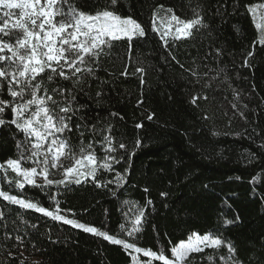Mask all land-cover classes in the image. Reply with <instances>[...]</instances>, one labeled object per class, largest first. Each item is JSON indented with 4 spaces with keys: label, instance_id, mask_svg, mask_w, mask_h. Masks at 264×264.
Returning <instances> with one entry per match:
<instances>
[{
    "label": "trees",
    "instance_id": "1",
    "mask_svg": "<svg viewBox=\"0 0 264 264\" xmlns=\"http://www.w3.org/2000/svg\"><path fill=\"white\" fill-rule=\"evenodd\" d=\"M105 2L75 0L78 8L90 13ZM260 2L264 0H191L192 6H202L209 27L198 33L196 40L176 42L172 52L184 65L181 68L152 32L151 15L157 5L163 4L181 18H191L189 0H121L117 11L132 14L146 28L147 35L133 42L131 59L126 53L127 42H117L112 57L120 53L122 60L105 57L104 67L96 72L99 79L87 78L83 91L77 93L82 107L73 118V132L68 136L71 144L78 146L81 137L75 130L77 123L89 128L111 124L115 140L124 142L127 148L116 153L124 158L114 165L115 171H102L98 178L111 180L115 172L127 168V182L120 188L115 184L106 188L91 183L72 185L71 190L57 197L61 209H72L81 222L133 242L119 231L118 225L125 221L123 213L131 215L133 205L144 206L151 199L143 231L135 241L138 246L154 251L163 246L170 256L169 240L176 244L192 231L204 234L220 229L235 243L244 264H264V45L259 43V30L245 7ZM216 49H220V55ZM249 52L253 53L251 57ZM193 58L200 65L199 83L185 71L194 66ZM125 65L127 76L121 75ZM136 67L145 69L143 84L141 74H132ZM209 69L213 71L204 77L202 74ZM217 72L220 76L205 88ZM56 84L71 87L70 81L58 79ZM101 88L102 96L95 97ZM234 90L239 100L234 99ZM197 95L201 98L194 104L192 99ZM204 95L207 100L202 98ZM0 98L11 99L6 88ZM206 115L210 119H204ZM3 118L12 119L10 108ZM137 124L142 127L137 128ZM214 131L219 134L214 135ZM23 139V133L14 125L0 126V163L17 157L16 141ZM92 139V134L85 131L83 142ZM137 139L141 141L139 148L134 146ZM96 154L103 156L99 146ZM253 177L258 179L253 181ZM4 190H8L7 185ZM161 192L168 196L162 197ZM23 194L44 207H54L49 194L40 188L26 185ZM126 200L129 205L123 203ZM3 206L13 209V219L20 212L38 228L27 229L29 235L17 247H13L14 238L3 240L4 230L0 229V244L6 245L0 247V264H20L21 260L24 264H131L122 246L0 199ZM237 212L242 223L224 228L223 219H234ZM68 215L72 218L71 213ZM57 239L58 243L52 242ZM211 253L206 249L193 257L197 264H208L204 257Z\"/></svg>",
    "mask_w": 264,
    "mask_h": 264
},
{
    "label": "snow or ice",
    "instance_id": "2",
    "mask_svg": "<svg viewBox=\"0 0 264 264\" xmlns=\"http://www.w3.org/2000/svg\"><path fill=\"white\" fill-rule=\"evenodd\" d=\"M120 2L121 0H106L94 13H90L78 8L75 0H0V93L6 88L11 97L10 100L0 98V126L14 125L24 136L23 140L16 141L17 157L0 163V199L7 202V205L40 213L54 222L101 237L112 245L122 246L130 256L131 264H153L154 261L161 264H197L193 254L205 253L206 249L212 250L211 254L204 257L208 264H244L238 256L235 243L220 229L204 234L192 231L186 239H181L176 244L169 240L170 256L165 254L163 246L159 251L138 246L135 241L143 231L147 220V206L153 204L151 199L144 206L133 205L135 210L131 215L123 213L125 221L118 225L119 231L124 236L133 238V242L121 238L119 234H109L108 230L81 222L75 218L76 214L72 209L60 207L57 197L64 191L71 190L72 185L91 183L96 188H106L109 184H115L120 188L127 182V168L123 172H115L111 180L98 178L102 171H115L114 165L124 158L116 153L121 149L126 151L127 148L124 142L115 140L111 124H94L89 128L86 124L77 123L75 130L81 137L78 146H73L68 136L73 132V118L77 117L82 107L77 102V93L83 91L87 78L99 79L96 72L104 67L105 57H112L117 42H127L126 53L131 59L133 42L142 40L147 35L146 28L132 14L121 15L117 11ZM189 6L191 18H181L172 8H165L163 4L157 5L152 11L151 30L158 36L172 60H176L172 52L176 42L196 40L197 34L209 27L202 6L199 3L192 6L191 0ZM245 7L255 28L259 30V43L264 45V2ZM161 12L164 15H160ZM219 14L218 10L217 15ZM216 53L220 55V49H216ZM252 55V52L248 53V57ZM112 58L122 60L120 53ZM176 63L180 64V61L176 60ZM192 63L194 66L185 71L196 77V82L199 83L200 65L195 63V58ZM245 66H248L247 59ZM180 67L183 68L184 65L180 64ZM144 71V67H136L132 73L141 74V84L144 83ZM212 71L213 69H209L202 75L209 77ZM121 75H129L127 65ZM219 76L220 72L211 76L204 87H210L211 81ZM58 79L70 81L71 87L56 84ZM103 83L105 82L101 81ZM233 95L234 99H240L235 90ZM101 96L102 88L95 92V97ZM200 98L199 95L194 96L192 103L195 104ZM202 98L207 100L208 96L204 95ZM232 107L236 109L237 104L233 103ZM9 108L12 119L6 121L3 117L5 110ZM148 119L151 120L152 116L149 115ZM204 119L210 117L206 115ZM136 127L140 128L142 125L137 124ZM85 131L93 136L87 144L83 142ZM213 134L219 133L214 131ZM97 146L103 156H97ZM134 146L139 148L141 141L137 139ZM65 161L69 163L66 164ZM257 179L258 177H253V181ZM4 185H7V191L4 190ZM26 185L46 191L54 207H44L39 201L25 196L23 190ZM53 188L55 191H51ZM14 191L18 194H12ZM111 191L113 195L116 194L114 190ZM144 191L148 192L149 189L144 188ZM160 195L167 197L168 193L161 192ZM123 203L130 204L127 200ZM12 213L13 209L0 207L3 240L14 238L16 244L13 247L22 246L25 237L29 235L27 229H37L38 225L31 223L20 212H16L13 219ZM68 213H71L72 218H69ZM240 223L242 218L238 212L234 219H223L224 228ZM9 225L12 226L11 232L8 231ZM47 234L51 240V229ZM52 242L58 243L59 239ZM0 247L6 245L0 244ZM8 255L12 257L11 250ZM141 255L147 259L141 260ZM20 264H24V261L21 260Z\"/></svg>",
    "mask_w": 264,
    "mask_h": 264
},
{
    "label": "rangeland",
    "instance_id": "3",
    "mask_svg": "<svg viewBox=\"0 0 264 264\" xmlns=\"http://www.w3.org/2000/svg\"><path fill=\"white\" fill-rule=\"evenodd\" d=\"M65 163L67 164V163H69L68 161H65ZM56 178H59V177H56ZM39 182H41L42 183V181H39ZM142 256V255H141ZM141 256H140V259H141ZM146 258V257H145ZM142 260V259H141Z\"/></svg>",
    "mask_w": 264,
    "mask_h": 264
}]
</instances>
